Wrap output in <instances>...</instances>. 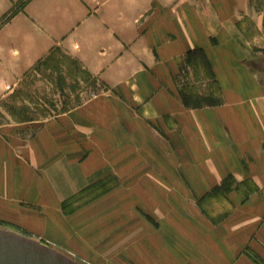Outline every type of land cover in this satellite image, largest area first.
<instances>
[{"label": "crops", "instance_id": "0c3cea01", "mask_svg": "<svg viewBox=\"0 0 264 264\" xmlns=\"http://www.w3.org/2000/svg\"><path fill=\"white\" fill-rule=\"evenodd\" d=\"M19 2L0 0V88L17 84L39 58L58 46L63 52L76 51L81 58L88 55L87 67L104 69L103 77L111 85L118 79L131 78L132 82L131 70H127H141L134 80L144 91L133 100L139 108L135 118L141 116L142 121L137 122L145 135L139 136L124 108L119 156L107 152L102 141L95 140L94 145L88 141L91 147L87 144L85 150L93 145L101 154L102 149L106 162L100 164L89 156L78 166L73 161L80 149L69 146L66 160L71 162L56 159L54 173L46 172L44 187L24 195L39 207L50 203L56 207L43 210L59 218L41 220V238L52 242L58 252L72 251L81 254L80 258L95 252L85 242L87 233L76 235L75 228L81 224L61 225L64 216L57 207L84 183L96 179L103 167L104 171L115 169L120 187L87 213L109 214L111 229L122 228L130 217L137 220L140 226L134 233L109 239L110 248L124 249L118 258L125 264H179V256L169 250L177 241L183 250L193 253L192 258L186 256L190 264H264V79H259L264 74V56L250 58L233 51L227 62L207 53L209 39L233 36L236 24L248 22L262 33L264 3L257 11L253 0H189L188 4L183 0H31L22 12L9 18ZM180 6L188 8L171 12ZM195 47L210 56L218 104L185 106L183 92L173 81L186 53ZM145 66L152 72H144ZM118 70L121 73L113 76ZM38 154L39 158L34 154L31 159L43 162L40 151ZM117 165L119 168L114 167ZM138 166L142 173L158 171L167 182L177 184V189L160 191L139 170L137 176L128 177L127 171H136ZM5 175L13 179L10 170ZM11 179L0 188L7 198L26 193L31 184L19 185ZM227 180L246 184L251 192L245 195L236 188L225 192L229 210L220 222L212 223L193 214L192 208L178 205L180 199H200L221 189ZM127 205H138L167 234L152 230ZM114 207L121 212L118 218L111 211ZM82 215L80 222H85Z\"/></svg>", "mask_w": 264, "mask_h": 264}, {"label": "rangeland", "instance_id": "374dc122", "mask_svg": "<svg viewBox=\"0 0 264 264\" xmlns=\"http://www.w3.org/2000/svg\"><path fill=\"white\" fill-rule=\"evenodd\" d=\"M30 1L21 0L11 10L9 18L22 12ZM183 1L188 2L189 0ZM187 2L185 4H188ZM253 3L257 11L262 10L264 0H253ZM185 8L188 7L180 6L176 10L174 8L170 10L176 13L181 9L185 10ZM208 47L207 53L213 52V56L222 57L223 60L220 58V61H230L233 51L243 53V56L250 58L264 56V31L261 33L255 30L250 23L242 22L236 24L233 36L224 39L210 38ZM195 50L201 54H194L190 60H187L188 53ZM77 55L76 51L63 52L58 46L51 47L46 55L39 58L23 74L17 84L3 85L0 88L2 96L0 97V188L10 182L8 180L11 178L5 175L7 170L12 173L13 183L19 185L26 183L27 185L31 182L30 186L26 188V193L20 194L22 190H19L20 196L15 198H7L6 194L0 191V229L39 242L57 252L58 250L52 242L39 235L42 233L41 220L49 217H54V220L59 218L55 215L56 213L46 215L47 212L43 210L56 209V207L51 203L47 207H39L29 202L30 197L24 195H29L32 191H39L40 187H44L46 172L49 175L54 173L52 170L55 171L56 167L54 166L58 164L56 159L58 161L66 160V153L70 151L69 146L80 149V155L73 161L78 166L84 165L89 156L94 160L95 158L100 160L98 162L100 164L106 162V156L102 149L98 151L101 154H97V149H94L95 140L105 143L108 146L107 152L119 156L120 127L121 121H124L125 124L126 118L125 112L123 117V110L125 111L126 108L129 112V122H132L134 128L139 131V136L145 135L140 128L141 124L137 122V119L142 121L141 116L135 118L139 108L133 100L135 94H144V91L142 92L134 80L141 70H127H131L132 82H130L131 78L120 82L118 79L117 84L111 85L103 77L104 69H89L85 61L88 55L83 58L81 55V57ZM202 57H204L205 63ZM210 62V56L208 57L203 49L195 47L186 53L179 65L178 74L173 79L179 84L183 98H187L189 101L187 103L192 106L215 105L220 102L219 94L214 93L212 86L215 81ZM143 70L147 73L152 72L146 66ZM116 73L118 76L121 71H113V76ZM259 79H264L263 73L259 75ZM171 80L168 77L167 82L171 83ZM147 125L150 129L154 127L149 122ZM127 138L128 144H130V134ZM88 141L93 143L92 149L89 151L85 150ZM90 143L89 147H91ZM25 151L28 152V155L24 154ZM39 151L44 161L34 162L31 158L35 157L34 154H36V158H39ZM66 161L69 162L70 159L68 158ZM111 162L115 164L114 160ZM114 167L119 168L118 165ZM103 169V167L100 169L103 172L97 171L100 174L96 179L84 183L80 189L66 197L57 207L59 214L64 216V219L62 218L64 223L60 222L61 225L66 226L70 223L78 226L81 224V227L75 228L76 235L78 236L82 232L87 233L85 242L95 251L83 255V258L79 257L81 254L78 256L72 251H59L80 264H125L121 256L118 258L124 249L121 246L110 248L109 239L113 240L123 232H126L128 236L135 232V227L140 226L136 225L135 218L130 217L128 222L122 225V228L119 226L111 229L112 220L109 214L98 212L91 216L87 213L93 204L103 201L109 194L115 195L120 187L118 175L114 172L115 169L112 171ZM138 170L142 177L146 175L147 178L152 179L160 191L177 189V184L167 182L158 171L142 173L140 166L136 171L128 170V177L137 176ZM23 179L27 181L22 182ZM132 184L134 183L131 182L130 185ZM224 184L221 189L213 190L200 199H180L178 205L192 208L193 214H198L212 223H218L228 214L229 210V205L226 207V198L223 196L225 192L235 188L245 195L251 192L246 184L237 185L230 180ZM126 207L131 211H137L138 217H141L151 229L153 228L164 235L167 234V231L162 230L158 223L154 222L153 218L143 212L138 205H127ZM114 209L115 207L111 211ZM120 213V210L116 209L114 217L118 218ZM81 215L85 217V222H80ZM115 241L118 242L117 239ZM180 245V241L174 242L170 245L169 250L172 254L179 256L176 257L179 264H190L188 259L192 258L193 253L183 250ZM165 246L168 250V245Z\"/></svg>", "mask_w": 264, "mask_h": 264}, {"label": "water", "instance_id": "95a60500", "mask_svg": "<svg viewBox=\"0 0 264 264\" xmlns=\"http://www.w3.org/2000/svg\"><path fill=\"white\" fill-rule=\"evenodd\" d=\"M0 264H80L39 242L0 229Z\"/></svg>", "mask_w": 264, "mask_h": 264}, {"label": "trees", "instance_id": "16d2710c", "mask_svg": "<svg viewBox=\"0 0 264 264\" xmlns=\"http://www.w3.org/2000/svg\"><path fill=\"white\" fill-rule=\"evenodd\" d=\"M194 54H201V52H199L198 50H195V51H193V52H190V53H188V55H187V60H190V58L192 57V55H194ZM202 59H203V62L205 63V59H204V57H202ZM183 104H185V106H188V103L186 102V100L185 99H183ZM225 184H223V186H224Z\"/></svg>", "mask_w": 264, "mask_h": 264}]
</instances>
